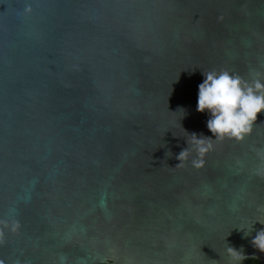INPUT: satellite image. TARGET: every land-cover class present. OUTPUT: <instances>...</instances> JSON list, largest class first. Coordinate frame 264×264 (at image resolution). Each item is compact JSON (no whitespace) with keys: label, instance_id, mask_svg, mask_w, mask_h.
Listing matches in <instances>:
<instances>
[{"label":"water","instance_id":"1","mask_svg":"<svg viewBox=\"0 0 264 264\" xmlns=\"http://www.w3.org/2000/svg\"><path fill=\"white\" fill-rule=\"evenodd\" d=\"M222 70L264 81V0H0V264L264 262V112L196 110Z\"/></svg>","mask_w":264,"mask_h":264},{"label":"clouds","instance_id":"2","mask_svg":"<svg viewBox=\"0 0 264 264\" xmlns=\"http://www.w3.org/2000/svg\"><path fill=\"white\" fill-rule=\"evenodd\" d=\"M203 76V82L198 85L196 110L200 113L207 112L209 114L207 129L218 140L225 138L242 139L251 131L253 123L257 120V115L264 112V81L259 78L260 74L257 73L250 82L227 70L210 71L203 73ZM190 136L192 140L187 141L188 147L176 157L180 163L187 160L190 151H195L198 156L202 157L212 147L208 143L212 138L198 136L196 133H192ZM189 143L192 145L191 149H189ZM192 163L195 167L203 166L202 160H193ZM256 222L264 225L259 220ZM249 234L247 229L244 235ZM251 243L254 248L264 253V229L256 232ZM228 253L239 264L248 259L242 250L237 251L233 247L228 248Z\"/></svg>","mask_w":264,"mask_h":264},{"label":"trees","instance_id":"3","mask_svg":"<svg viewBox=\"0 0 264 264\" xmlns=\"http://www.w3.org/2000/svg\"><path fill=\"white\" fill-rule=\"evenodd\" d=\"M246 264H264V262H261L257 259H254V258H251V259L247 260Z\"/></svg>","mask_w":264,"mask_h":264}]
</instances>
